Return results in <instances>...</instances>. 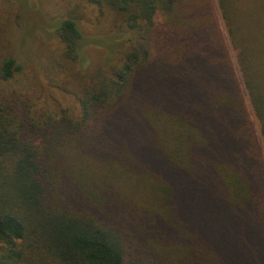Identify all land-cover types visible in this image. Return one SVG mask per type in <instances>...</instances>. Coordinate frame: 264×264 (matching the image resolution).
<instances>
[{
	"label": "trees",
	"instance_id": "16d2710c",
	"mask_svg": "<svg viewBox=\"0 0 264 264\" xmlns=\"http://www.w3.org/2000/svg\"><path fill=\"white\" fill-rule=\"evenodd\" d=\"M87 1L131 44L84 73L78 113L0 93V264H264V0H218L235 62L212 0Z\"/></svg>",
	"mask_w": 264,
	"mask_h": 264
},
{
	"label": "rangeland",
	"instance_id": "374dc122",
	"mask_svg": "<svg viewBox=\"0 0 264 264\" xmlns=\"http://www.w3.org/2000/svg\"><path fill=\"white\" fill-rule=\"evenodd\" d=\"M75 8L81 18L82 49L80 60L69 62L61 55L63 48L55 30ZM212 12L235 62L218 0H212ZM127 30L107 8L87 0H0V65L5 57L13 56L22 67L12 79L0 80V93L14 91L33 98L38 108L56 111L64 107L78 113L84 73L114 65L131 44ZM261 147L264 152L262 141ZM146 195V191L140 193L137 199L141 201L133 200V205L145 206ZM4 247L0 243V255Z\"/></svg>",
	"mask_w": 264,
	"mask_h": 264
}]
</instances>
